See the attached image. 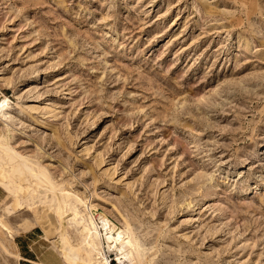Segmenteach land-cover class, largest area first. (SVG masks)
Returning a JSON list of instances; mask_svg holds the SVG:
<instances>
[{
  "label": "rangeland",
  "instance_id": "obj_1",
  "mask_svg": "<svg viewBox=\"0 0 264 264\" xmlns=\"http://www.w3.org/2000/svg\"><path fill=\"white\" fill-rule=\"evenodd\" d=\"M0 101L3 142L83 202L73 247L87 207L124 264H264V0H0ZM10 200L0 264L31 230L64 264Z\"/></svg>",
  "mask_w": 264,
  "mask_h": 264
},
{
  "label": "bare ground",
  "instance_id": "obj_2",
  "mask_svg": "<svg viewBox=\"0 0 264 264\" xmlns=\"http://www.w3.org/2000/svg\"><path fill=\"white\" fill-rule=\"evenodd\" d=\"M3 107L4 102L0 101V113ZM16 153L3 142L0 134V189L11 199L5 207L6 215L13 216L21 210H32L41 205L38 224L45 233L44 238L52 243L53 249L60 255L64 264H109L106 257L108 253L124 264V259L129 257L130 253L127 241L98 210L96 218L86 207L89 223L86 219L83 220L84 225L80 231L82 243L77 247L71 245L66 232V218L69 215L73 219L80 216L76 207L83 205V202L64 187L52 183L39 165L32 164ZM43 187L45 194L41 197L39 190ZM47 193L51 194L50 200L46 198ZM96 219L99 225L96 224ZM100 229L104 231L105 245ZM111 233H115V237H112Z\"/></svg>",
  "mask_w": 264,
  "mask_h": 264
},
{
  "label": "crops",
  "instance_id": "obj_3",
  "mask_svg": "<svg viewBox=\"0 0 264 264\" xmlns=\"http://www.w3.org/2000/svg\"><path fill=\"white\" fill-rule=\"evenodd\" d=\"M38 238L34 230L15 236L14 244L21 264H60L59 258L52 252L44 250L40 253V246H37Z\"/></svg>",
  "mask_w": 264,
  "mask_h": 264
}]
</instances>
